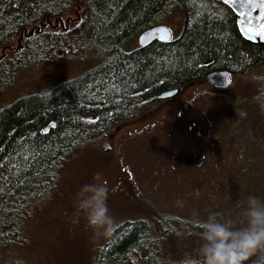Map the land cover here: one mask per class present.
<instances>
[{"label": "trees", "instance_id": "1", "mask_svg": "<svg viewBox=\"0 0 264 264\" xmlns=\"http://www.w3.org/2000/svg\"><path fill=\"white\" fill-rule=\"evenodd\" d=\"M78 1L0 0L3 55L16 36L28 34L18 49L22 60L0 59V66L9 65L0 70L6 87L13 72L36 60L101 62L50 94L21 98L0 110V251L24 242L26 223L49 209L63 163L80 148L140 120L167 101L164 93L181 94L213 72L229 71L233 83L264 71V46L243 38L237 17L219 0H85L79 22L57 29ZM178 10L185 26L177 40L124 51ZM255 81L264 98V82L260 88V78ZM201 231L179 217L143 218L124 224L91 264H170L196 254Z\"/></svg>", "mask_w": 264, "mask_h": 264}, {"label": "rangeland", "instance_id": "2", "mask_svg": "<svg viewBox=\"0 0 264 264\" xmlns=\"http://www.w3.org/2000/svg\"><path fill=\"white\" fill-rule=\"evenodd\" d=\"M84 1L79 0L74 13L65 17L66 26L59 23L57 29L79 22ZM162 26L171 32L172 40H177L184 30V13L173 11ZM27 35L16 36L4 55L0 51V59L22 60L18 49L24 48ZM138 39L127 44L124 51L138 49ZM100 64L84 58L36 60L22 66L11 75L9 86L0 79L4 85L0 110L21 98L50 94L60 84ZM8 66H0V70ZM262 73L258 68L244 81L242 76L235 77L225 90L207 81L183 90L166 107L162 103L105 140H94L80 148L63 163L52 200L46 202L49 209L26 223L21 245L0 251V264H91L93 256L114 239L112 235L97 236L78 208L81 189L94 183L97 174L107 181L109 212L118 227L163 216L198 225L197 220H206L213 212L220 213L222 219L237 221L239 226L248 197L264 200V98L259 97L255 81L260 78L262 88ZM128 181L135 186L133 207L122 205L119 196L123 182ZM195 237L191 242H197Z\"/></svg>", "mask_w": 264, "mask_h": 264}, {"label": "clouds", "instance_id": "3", "mask_svg": "<svg viewBox=\"0 0 264 264\" xmlns=\"http://www.w3.org/2000/svg\"><path fill=\"white\" fill-rule=\"evenodd\" d=\"M94 181L81 189L78 208L97 236H111L116 222L109 212L107 181H102L99 174ZM195 194L199 197V190ZM196 215L193 210V216ZM196 223L202 230V243L196 254L185 253L182 259L170 264H264V200L255 195L248 197L239 226L237 221L222 219L216 212Z\"/></svg>", "mask_w": 264, "mask_h": 264}, {"label": "water", "instance_id": "4", "mask_svg": "<svg viewBox=\"0 0 264 264\" xmlns=\"http://www.w3.org/2000/svg\"><path fill=\"white\" fill-rule=\"evenodd\" d=\"M223 5L228 7L237 17L239 32L245 40L257 46H264V36L254 35L255 31L259 29L260 24H264V10L257 7L256 11L251 12V23L242 22L249 12V6L244 5L241 7L239 3H225V0H219ZM241 12L244 16H241ZM260 17L258 20L257 18ZM172 41L171 32L164 26H158L139 36L138 42L140 47H146L154 42L168 43ZM207 82L214 88L225 90L232 84V75L229 71L222 70L213 72L208 75ZM180 92L173 90L166 92L162 95V99L170 100L176 98Z\"/></svg>", "mask_w": 264, "mask_h": 264}, {"label": "flooded vegetation", "instance_id": "5", "mask_svg": "<svg viewBox=\"0 0 264 264\" xmlns=\"http://www.w3.org/2000/svg\"><path fill=\"white\" fill-rule=\"evenodd\" d=\"M177 98V97H176ZM175 98H173V99H170V100H167L166 102H163V104L161 105V106H164V107H166V105H169L173 100H174ZM163 107V108H164ZM144 120V119H143ZM142 120V121H143ZM139 122H141V121H139ZM136 130V129H135ZM121 131V130H120ZM133 132V134L134 135H136V134H141L140 132H138V131H132ZM131 133V132H130ZM107 150H109V148L107 149ZM110 150H112V148H110ZM134 194H135V186L133 185V183L132 182H130V181H128V182H123V185H122V190H121V194L119 195V196H121L122 198H123V201H122V205H127V206H132L133 207V205L135 204L134 203ZM130 223H133V222H126L125 223V225H127V224H130ZM123 226V225H122ZM121 226V227H122ZM121 227H118V226H116V228H115V231L111 234L112 236H117V234H118V230L121 228ZM122 232V231H121ZM120 232V233H121ZM119 235V234H118ZM105 247H107V245L105 246ZM104 247V248H105Z\"/></svg>", "mask_w": 264, "mask_h": 264}, {"label": "snow or ice", "instance_id": "6", "mask_svg": "<svg viewBox=\"0 0 264 264\" xmlns=\"http://www.w3.org/2000/svg\"><path fill=\"white\" fill-rule=\"evenodd\" d=\"M225 3H239L241 4V7H243L244 5L249 6L248 15L245 18V21H242L247 23H251V12L256 11L257 7L261 8V10H264V0H225ZM241 16H244L243 12H241ZM257 19L259 20L260 17H258ZM254 35L264 36V24L259 25V29L255 31Z\"/></svg>", "mask_w": 264, "mask_h": 264}]
</instances>
